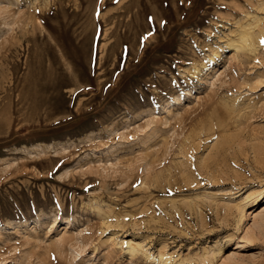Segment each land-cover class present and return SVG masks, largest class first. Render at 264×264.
<instances>
[{
    "label": "rangeland",
    "instance_id": "1",
    "mask_svg": "<svg viewBox=\"0 0 264 264\" xmlns=\"http://www.w3.org/2000/svg\"><path fill=\"white\" fill-rule=\"evenodd\" d=\"M262 40L264 0H0V264H264Z\"/></svg>",
    "mask_w": 264,
    "mask_h": 264
},
{
    "label": "bare ground",
    "instance_id": "2",
    "mask_svg": "<svg viewBox=\"0 0 264 264\" xmlns=\"http://www.w3.org/2000/svg\"><path fill=\"white\" fill-rule=\"evenodd\" d=\"M257 36H258V34L256 35L254 33H251L249 30L242 31L240 33V37H239V42H240L239 44L240 45H236V48L252 49V47L254 46L255 38ZM262 209H263L262 211H264V207ZM131 246H132V249L130 250V252L133 253L135 251L136 247L133 245H131ZM134 253H136V252H134Z\"/></svg>",
    "mask_w": 264,
    "mask_h": 264
},
{
    "label": "snow or ice",
    "instance_id": "3",
    "mask_svg": "<svg viewBox=\"0 0 264 264\" xmlns=\"http://www.w3.org/2000/svg\"><path fill=\"white\" fill-rule=\"evenodd\" d=\"M151 19V18H150ZM261 44L264 45V40L261 41Z\"/></svg>",
    "mask_w": 264,
    "mask_h": 264
}]
</instances>
